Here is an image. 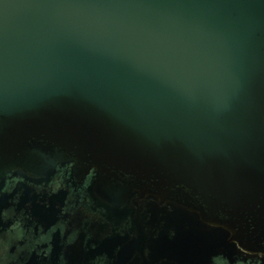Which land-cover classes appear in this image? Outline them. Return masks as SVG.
<instances>
[{
	"label": "water",
	"instance_id": "water-1",
	"mask_svg": "<svg viewBox=\"0 0 264 264\" xmlns=\"http://www.w3.org/2000/svg\"><path fill=\"white\" fill-rule=\"evenodd\" d=\"M0 123L264 208V0H0Z\"/></svg>",
	"mask_w": 264,
	"mask_h": 264
},
{
	"label": "flooded vegetation",
	"instance_id": "flooded-vegetation-1",
	"mask_svg": "<svg viewBox=\"0 0 264 264\" xmlns=\"http://www.w3.org/2000/svg\"><path fill=\"white\" fill-rule=\"evenodd\" d=\"M0 123V264H264V208Z\"/></svg>",
	"mask_w": 264,
	"mask_h": 264
}]
</instances>
